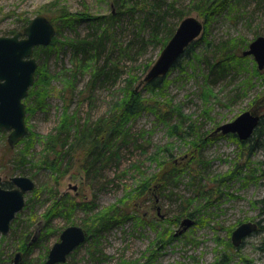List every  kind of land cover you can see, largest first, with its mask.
I'll return each instance as SVG.
<instances>
[{
    "label": "rangeland",
    "instance_id": "374dc122",
    "mask_svg": "<svg viewBox=\"0 0 264 264\" xmlns=\"http://www.w3.org/2000/svg\"><path fill=\"white\" fill-rule=\"evenodd\" d=\"M189 1L180 0L179 6L186 8ZM260 1H253L246 8L253 19L250 24L244 20L236 24L228 18L216 20L198 40L206 31L214 45L232 38L244 39L250 44L259 35L263 36L264 0L261 1L263 4ZM116 9L114 0H0V37L23 32L37 16L52 20L58 30L53 51L49 54L43 51L34 53L40 68L44 64L42 70L46 72L44 83L37 80L43 78L38 75L35 84L38 81V86L48 94L45 109L27 110L28 132L33 135L30 140L33 156L25 169L19 170L15 164L24 142L11 148L9 132H0V175L3 181L11 182L15 176H27L36 184L34 191L26 195L29 206L26 205L17 215L8 234L0 233L3 259L0 264H43L63 230L73 225L85 227L93 215L113 206L118 207L120 213H129L137 219L114 226L96 240L89 239L68 256L66 263L264 264V148L254 142L250 155L240 156L237 136L218 131L221 125L234 121L244 112L250 111L260 117L264 115V71L254 70L259 68L253 56L248 57L244 71L233 70L227 80L210 84L212 92L208 99L201 94L207 64L182 60L180 66L171 70L170 83L164 90L153 93L142 90V99L150 104L151 109L143 111L127 124L130 127L128 143L121 144L116 152L114 147L108 151L107 154L114 156L103 168L97 165L86 173L82 168V152H76L71 167L66 163L63 165L61 170L67 172L60 179L43 164L45 152L42 140L55 132L67 106L70 114L77 113L82 124L88 119L96 122L109 117L125 98L123 89L130 75L139 78L136 85L142 89L140 83L148 73H143L145 64L150 60L154 64L161 53V46H151L145 54L124 58L120 63L122 73L118 81L98 83L94 89L88 85L91 71L82 70L75 80L74 95L66 97L74 63L70 48L63 44L76 38L77 34L86 36L91 27L89 22L83 21L72 29L65 26L66 19L62 16L83 12L108 16ZM190 16L206 23L197 12H192ZM214 49L213 46L205 49V43L201 41L195 54L203 52L202 58L211 57ZM236 53L240 55L242 52ZM155 105L161 108L160 117L151 111L157 110ZM177 109L186 118L191 117L192 125L206 140H215L208 141L197 150L194 141L186 142L179 138L174 129L179 118ZM187 121V125L191 124L189 119ZM193 158H197V162ZM173 163L181 167L190 165L195 170L194 174L184 176L177 188L171 187V193L156 188L158 181L146 192L142 188L137 189L139 184L149 182ZM238 165L243 169L234 177L236 179L216 192V187H219L214 178L219 175L229 177L227 173L238 172ZM252 170L255 180L249 178ZM192 177L195 179L192 180ZM62 197L71 200V215L69 219L64 216L51 219L49 213ZM208 199L212 204L204 208ZM156 205L161 207L160 215L156 212ZM184 211L193 217L183 216ZM188 219L194 223L185 227L182 223ZM142 220L144 222L138 224ZM247 222H258L259 229L236 248L231 243L232 232ZM23 242L27 243L25 247ZM91 249L100 251L98 259L90 256ZM18 253L21 257L16 262Z\"/></svg>",
    "mask_w": 264,
    "mask_h": 264
},
{
    "label": "trees",
    "instance_id": "16d2710c",
    "mask_svg": "<svg viewBox=\"0 0 264 264\" xmlns=\"http://www.w3.org/2000/svg\"><path fill=\"white\" fill-rule=\"evenodd\" d=\"M179 1L180 0H114L117 9L108 16H93L90 12H83L78 15H63L62 17L66 19L65 26L67 27L76 29V25L83 21L89 22L91 27V31L89 34H86V36L82 37L77 34L76 38L69 39L67 43L63 44L70 48L74 63V70L70 71L72 75L68 82L69 93H67L66 97L74 95L76 89L75 82L77 81L78 74L82 70L91 71V80L88 84L91 89H94L98 83L105 84L110 81L117 82L122 73L120 63L125 60L124 58L145 54L151 46H161L162 51L175 34L180 22L184 18L190 16L192 12L199 13V15L205 19L206 23L204 30H208L214 21L223 18H228L236 24L243 20L244 22L246 21L247 24H250L253 19L249 16V10L246 8L249 4H252L253 1L258 2L259 0H190L188 3L189 6L186 8L185 6L180 7ZM261 1L259 3L263 4ZM172 19H174V22H172ZM207 32L208 31H206L202 39H197L186 49L185 53L171 69L175 70L181 65L182 60L186 59L191 63H193V61L206 63L207 72L204 74L205 84L201 90L202 96H205L206 99L210 97L212 92L210 84L212 85L219 81L227 80V78L232 76L231 73L233 70L244 71L246 69L245 63L249 57L244 56V51L249 44L244 41V39L232 38L229 41L214 45V42L208 39ZM14 34L16 33L14 32ZM122 37L125 39L123 38V40H121ZM201 41L205 43V49H210L212 46L216 48L211 54V57L202 58L203 52L195 54L197 44ZM55 43L56 40L54 38L49 46L36 48L35 54L41 51L49 54L51 50L53 51ZM59 50L60 48L56 51ZM240 50L242 53L238 55L236 52ZM117 54L118 56L116 57ZM152 65V60L146 63L143 73L148 72ZM43 67L44 64L42 68ZM42 68H40V66L38 67L36 76L39 75L43 77L41 80L38 78L37 80L44 83L46 72H43ZM254 70H256V72L260 71L257 68H254ZM183 71H181L182 74L187 75ZM170 75L171 71L167 76L160 77L153 82L146 83L143 81L140 83V85H143L142 89L136 85L139 78L130 75L123 89L125 98L109 117L100 118L96 122H92L88 119V121L82 124L77 113L70 114L69 107L67 106L55 132L49 134L42 140L45 152L43 164L48 166L55 174L59 175L60 179L66 175L67 172L61 170L62 167L64 168L63 165L66 163V166L71 167L76 152H82L84 154V166L82 168H84L83 170L86 173L91 172L97 165H99V168H103L114 156L112 153L107 154L108 151H111L114 147L116 152L121 144L128 143L130 127H127V124L135 118H138L143 111H149V109H151L150 104L147 105L145 100L142 99V90H147L151 93L164 90L170 83L168 79ZM38 81L30 89L29 96L24 101L27 104L26 109L29 111L32 109L35 111L41 108L45 109L47 106L46 98L48 93H45V89L41 88L40 85L38 86ZM155 107L157 110L151 111L159 115L161 108L156 105ZM177 112L179 113L177 115L179 117L178 125L176 124L174 129L175 134H177L179 138L186 142L188 140H191L190 142L194 141V143H196L195 148H198L197 150H199L201 146L208 144V141L210 143L215 140L211 138L206 140L195 126L192 125L191 117L186 118L180 114V109H177ZM187 119L191 121V124L187 125ZM181 126L184 127V129H181ZM32 136L33 135L28 132L27 136L21 141L24 142V145L22 149H20V154L15 159L16 168H19V170L25 169V166L31 163L33 155L30 153L32 148L30 140ZM235 139L241 150L240 156L250 155L251 151H253L254 142L259 147L264 148V115H262L259 126L250 139L246 141H241L238 137ZM21 142L19 144H22ZM117 144L118 146H116ZM196 159L197 158H193V160L197 162ZM198 160L201 162L199 157ZM262 164L264 165V161ZM237 167L239 168L238 172L233 170L227 173L229 177L225 175L215 176L216 179L214 178V181L218 183L219 187H216V192L220 191V187L227 186V182L236 179L234 177H236V175L238 176L243 166L238 165ZM194 171L195 170H193L190 165L188 166L186 164L181 167L177 165V163H173L167 166L162 173L154 176L152 180L150 179L149 182L145 181L139 184L137 189L139 190L142 188L143 191L146 192L155 181H158L159 185H157L156 188L160 187L163 192L169 190L171 193L173 192L171 187L177 188L184 179V176L186 178V176L192 175V173L194 174ZM252 172L249 178L250 180H255L254 171L252 170ZM262 177H264L263 170ZM194 179L195 178L192 177V180ZM191 183L194 184L193 181ZM2 185L7 189L13 188V184L10 181H4ZM153 189L154 188H152V190ZM203 191L199 192L205 194ZM36 193L37 192H35V194ZM207 194L210 195L211 193L208 192ZM170 195L171 194L168 196L170 197ZM209 200L210 199H208V201ZM210 204L212 203L209 201L206 206L203 207H208ZM26 205L28 207L29 202L28 204L26 203ZM85 205H87L90 210L92 209L90 205L84 204L83 206ZM71 212V200L62 197L57 200L49 214L51 219L60 216L69 219L68 216L71 215ZM182 215L193 217L192 214H187L185 211ZM181 217H179V219ZM131 219L136 220L137 217H132L129 213H120L116 206L93 215L89 223H87L88 225L84 227L88 233L86 242L89 241V239L96 240L102 233L110 230L114 226L124 225ZM202 220L204 221V219ZM143 222L144 220L138 222V224H142ZM26 245L27 243L23 242V247ZM27 250L30 251L31 249L28 247ZM89 252L93 259H98L97 254L100 251L91 249ZM2 262V253L0 252V263ZM43 264H46V261H44ZM121 264H129V262L123 261Z\"/></svg>",
    "mask_w": 264,
    "mask_h": 264
},
{
    "label": "water",
    "instance_id": "95a60500",
    "mask_svg": "<svg viewBox=\"0 0 264 264\" xmlns=\"http://www.w3.org/2000/svg\"><path fill=\"white\" fill-rule=\"evenodd\" d=\"M204 27L205 23L195 16L184 18L148 71L144 82L150 83L167 76L186 49L202 36ZM56 34V26L47 17L37 16L29 22L23 32L0 37V132H9L8 143L11 148H15L28 134L24 101L36 81L39 64L34 56L35 49L49 46ZM244 56H253L258 68L264 70V36L254 39L244 51ZM260 119V116L247 111L234 121L221 125L218 131L223 134H235L239 140L246 141L253 136ZM11 182L13 188H4L0 175V233L3 235L9 233L12 222L25 209L27 193L34 191L36 187L34 180L27 176H15L11 178ZM193 223L188 219L182 225L190 227ZM257 229V223H242L232 232V244L236 248L240 247ZM86 239L87 232L83 227H67L49 251L46 263H65L68 256ZM20 257L18 253L16 262Z\"/></svg>",
    "mask_w": 264,
    "mask_h": 264
},
{
    "label": "flooded vegetation",
    "instance_id": "af4514ba",
    "mask_svg": "<svg viewBox=\"0 0 264 264\" xmlns=\"http://www.w3.org/2000/svg\"><path fill=\"white\" fill-rule=\"evenodd\" d=\"M261 118H262V116H261ZM3 182H4V181H3ZM2 186H3V185H2ZM13 186H14V185H13ZM6 189H7V188H6ZM155 207H156V212H157V214L160 215V214H161V207H159V206H157V205H156ZM257 225H258V229H259V223H258V222H257ZM83 228H84V227H83ZM84 229H85V228H84ZM258 229H257V230H258ZM85 231H86V229H85ZM86 232H87V231H86ZM255 232H256V231H255ZM252 234H253V233H252ZM249 236H250V235H249ZM249 236H248V237H249ZM87 237H88V233H87ZM248 237H247V238H248ZM86 240H87V239H86ZM85 242H86V241H85ZM85 242H84V243H85ZM243 242H244V241H243ZM84 243H83V244H84ZM231 243H232V241H231ZM83 244H82V245H83ZM242 244H243V243H242ZM233 246H234V245H233ZM78 248H79V247H78ZM48 254H49V253H48ZM47 259H48V258H47ZM46 262H47V261H46ZM66 262H67V261H66ZM66 262H65V263H66ZM65 263H63V264H65ZM46 264H47V263H46Z\"/></svg>",
    "mask_w": 264,
    "mask_h": 264
}]
</instances>
